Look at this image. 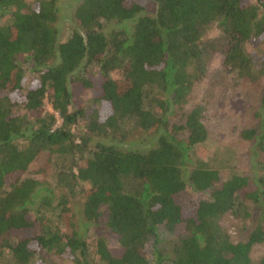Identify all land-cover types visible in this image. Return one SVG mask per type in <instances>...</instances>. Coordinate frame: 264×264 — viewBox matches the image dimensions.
Instances as JSON below:
<instances>
[{
	"label": "trees",
	"instance_id": "obj_1",
	"mask_svg": "<svg viewBox=\"0 0 264 264\" xmlns=\"http://www.w3.org/2000/svg\"><path fill=\"white\" fill-rule=\"evenodd\" d=\"M148 1L80 0L75 28L61 40L56 0L32 7L0 0V254L11 264H42L44 255L92 264L69 218L78 186L101 264H264V255L249 258L264 242V227L232 243L220 225L248 203L264 211V174L221 180L216 169L193 162L190 153L207 132L202 107L185 110L219 56L236 80H262L256 129L241 134L264 136V63L253 68L246 49L264 40V0H153L154 13L145 15ZM123 22L131 27L104 31ZM211 26L218 36L203 39ZM86 91L97 105L89 113L78 101ZM127 125L152 134L153 145L109 144H122ZM92 138L107 143L90 145ZM42 155L48 165L72 161L55 171L54 188L25 176ZM45 165L35 172L45 173Z\"/></svg>",
	"mask_w": 264,
	"mask_h": 264
},
{
	"label": "rangeland",
	"instance_id": "obj_2",
	"mask_svg": "<svg viewBox=\"0 0 264 264\" xmlns=\"http://www.w3.org/2000/svg\"><path fill=\"white\" fill-rule=\"evenodd\" d=\"M31 7L35 0H23ZM80 0H56L58 10L57 27L59 29V38L64 40L75 28L72 21V12L79 4ZM251 3L254 0H250ZM155 4L153 0H149L143 14L151 15L154 13ZM2 23V21H0ZM130 28L131 23H112L107 26L104 31L119 28ZM215 26H211L203 36L208 40L218 36ZM246 49L251 54L253 60V68H258L264 63V40H250L246 43ZM32 78L26 75V83L29 84ZM262 80L258 84H252L236 80L233 74H229L221 64V58L215 56L207 70L206 77L198 83L191 91L189 103L185 106V110L198 105L202 107V121L205 126L207 137L204 142L193 147L190 158L193 162H202L218 171L220 179L225 180L231 174L247 175L256 177L264 174V136H257L252 139L242 137L245 130L256 129L257 120L256 112L258 110L260 89ZM91 92H84L78 101L82 105L85 113H89L97 105L91 99ZM44 108L51 112L50 104L47 99L43 101ZM59 124V121L57 122ZM81 129V126H80ZM79 129V130H80ZM126 133L122 144H114L122 150L144 151L150 148L154 139L152 134L139 129H133L131 125L125 127ZM77 129L73 128V133H77ZM107 141L99 138H92L93 142ZM259 143L262 149L259 147ZM46 155L38 157L30 166L26 177L36 179L42 183H47L50 187H55L54 173L58 169H66L71 166L69 158H54L49 165L45 163ZM44 163V164H43ZM81 164V162H78ZM47 164V165H45ZM45 173H36L37 169H44ZM46 184V185H47ZM81 186H78L74 195L69 199V218L73 225V229L84 238L87 248V258L92 264L99 263L94 254L95 235L94 228L90 226L82 216V195ZM58 189L54 190V199L52 206L56 204V197L59 195ZM199 197L198 195H193ZM50 211L47 212V215ZM53 215V214H52ZM51 215V216H52ZM49 216V215H48ZM220 225L228 233L232 243L246 241L248 235L256 225L264 227V211L258 206L248 203L244 210L239 211L237 216L231 214L225 215L220 219ZM264 231V228H263ZM115 237L108 239L109 246H114ZM168 242V241H167ZM167 242H164L167 244ZM148 259L151 258V248L146 247ZM0 264H11L9 256L6 252L0 254ZM264 255V242L251 247L249 258L252 262H256ZM36 262L34 260L32 264ZM42 264H74L69 261H59L55 257L44 255Z\"/></svg>",
	"mask_w": 264,
	"mask_h": 264
}]
</instances>
